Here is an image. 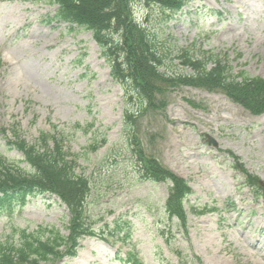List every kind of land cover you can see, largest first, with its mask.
Segmentation results:
<instances>
[{"label": "rangeland", "instance_id": "rangeland-1", "mask_svg": "<svg viewBox=\"0 0 264 264\" xmlns=\"http://www.w3.org/2000/svg\"><path fill=\"white\" fill-rule=\"evenodd\" d=\"M57 9L45 0H0V154L25 166L8 144L15 125L29 143L51 125L67 128L78 173L90 180L93 228L102 235L101 227L120 217L132 234L125 245L86 238L77 257L47 264H125L119 258L131 250L142 264H264V200L257 197L264 188V114L223 94L181 87L164 113L134 116L125 129V110L135 114L136 104L124 100L92 33L57 21ZM133 9L167 51L169 74L192 73L176 58L189 50L197 58L228 55L234 75L264 79V0H192L176 15L145 4ZM132 138L144 158L156 157L189 181L187 233L165 212L169 184L142 180ZM93 146L102 147L93 153ZM241 167L258 179L253 191ZM207 208L214 211L198 214ZM69 221L57 198L28 199L0 214V244L18 241L16 230L41 227L67 236Z\"/></svg>", "mask_w": 264, "mask_h": 264}, {"label": "trees", "instance_id": "trees-1", "mask_svg": "<svg viewBox=\"0 0 264 264\" xmlns=\"http://www.w3.org/2000/svg\"><path fill=\"white\" fill-rule=\"evenodd\" d=\"M46 1L58 6L55 19L92 32L110 65L112 78L125 90L126 102L137 105L135 115L125 110L126 128L134 121L132 116L141 117L149 111L163 112L168 106L170 92L182 86L221 92L254 115L264 113V80L248 76L245 72H240L237 79L233 78L232 68L226 65L220 54L198 59L189 51L181 50L176 58L193 73L173 75L163 71L167 66L168 53L155 42L147 27L137 22L133 8L143 3L175 15L191 0ZM17 128L15 125L10 130L13 139L9 145L23 155L27 168L0 155V214L12 213L17 207H23L29 197L54 195L67 207L71 218L67 236L59 230L42 227L40 231L31 233L16 230L18 241L0 244V264H47L66 257L74 258L80 242L98 233L92 228L87 209L91 194L89 179L77 172L79 155L65 147L69 132L52 126L53 131L42 132L33 143H29ZM3 133L6 135L7 132L3 130ZM136 145L133 151L135 158L137 153L143 180L171 184L165 212L169 219H177L187 233L185 202L194 193L188 181L164 167L156 158H144L139 143ZM98 149L93 146L92 152ZM246 175L252 185L258 183L257 179ZM260 190V196L264 198V188ZM192 211L195 213L194 209ZM211 211L214 209L207 208L198 214ZM106 226L107 237L120 241L131 237V223L122 218L115 220L112 226ZM107 237L102 236V239L107 241ZM121 261L141 264L132 251Z\"/></svg>", "mask_w": 264, "mask_h": 264}]
</instances>
